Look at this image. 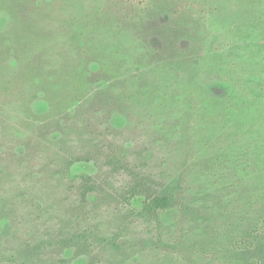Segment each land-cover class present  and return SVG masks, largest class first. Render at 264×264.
<instances>
[{
	"label": "rangeland",
	"instance_id": "obj_1",
	"mask_svg": "<svg viewBox=\"0 0 264 264\" xmlns=\"http://www.w3.org/2000/svg\"><path fill=\"white\" fill-rule=\"evenodd\" d=\"M262 211L264 0H0V264H264Z\"/></svg>",
	"mask_w": 264,
	"mask_h": 264
},
{
	"label": "trees",
	"instance_id": "obj_2",
	"mask_svg": "<svg viewBox=\"0 0 264 264\" xmlns=\"http://www.w3.org/2000/svg\"><path fill=\"white\" fill-rule=\"evenodd\" d=\"M138 1L142 2L143 0ZM90 120L91 118H84L81 123L80 120H76L73 125H76L78 128H87L90 127ZM146 175L147 174L141 169H135V171H132V179H130L127 183V186L125 187V195L123 197L128 202L139 198L141 200V213L144 216L151 218L160 214H165L175 205L181 204V198L179 199L180 195L168 192V190H165V188L161 185H155V181L151 178H147ZM92 180H94V177H92ZM88 181L89 178L84 179V183H87ZM95 183L97 182L94 181L92 184L95 185ZM90 187H92V185L84 184L83 189ZM258 218L257 226H255L254 230L251 231L252 236H259L261 233L259 226L262 228L264 227L263 211L258 215ZM249 245H251L252 248L256 246L255 242H252Z\"/></svg>",
	"mask_w": 264,
	"mask_h": 264
}]
</instances>
